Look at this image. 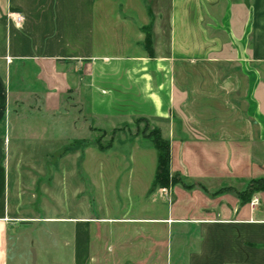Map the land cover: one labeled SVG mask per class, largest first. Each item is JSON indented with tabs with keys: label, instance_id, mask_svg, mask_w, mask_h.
Wrapping results in <instances>:
<instances>
[{
	"label": "crops",
	"instance_id": "1",
	"mask_svg": "<svg viewBox=\"0 0 264 264\" xmlns=\"http://www.w3.org/2000/svg\"><path fill=\"white\" fill-rule=\"evenodd\" d=\"M135 120L143 129L117 142L131 144L119 153L127 195L141 189L146 208L127 196L114 216H32L37 174L62 185L64 143L93 139L97 121L115 133ZM152 130L182 184L149 193ZM258 179L264 0H168L166 23L144 0H0V264L18 248L37 264L32 223L70 225L66 249L56 232V264L65 253L69 264H264V192L239 196Z\"/></svg>",
	"mask_w": 264,
	"mask_h": 264
},
{
	"label": "rangeland",
	"instance_id": "2",
	"mask_svg": "<svg viewBox=\"0 0 264 264\" xmlns=\"http://www.w3.org/2000/svg\"><path fill=\"white\" fill-rule=\"evenodd\" d=\"M148 10L152 13L154 19L161 23H166L168 12V0H144ZM71 112V111H69ZM77 112V111H74ZM77 114V113H76ZM81 118V116H80ZM97 121L96 133L93 139L89 141H81L78 143H64V175L62 185L59 183L60 175L55 174H37L41 178L37 188H33L32 195L38 199V204L32 207L33 215L36 217H55V216H77L80 214H91L96 217L118 215L122 205L127 202L126 174L123 169L126 160L120 156V152L127 151L131 148L130 143L123 145L117 142V138H121V134L135 133L136 130L140 132L143 129L144 123L135 120L126 125V127L119 128L115 133H111L108 127H103ZM128 129V130H127ZM122 132V133H121ZM149 140V139H148ZM146 144L152 142L144 141ZM151 142V143H150ZM113 146L112 151L107 153V156L101 154L105 153ZM90 149L94 153L85 155L80 160L72 158L71 153L74 150L83 151ZM117 153H114V152ZM111 153V154H110ZM114 153V154H113ZM48 171L51 172L53 162L57 159L48 158ZM78 164V169L76 163ZM85 169V171H83ZM182 184L181 181L178 183ZM41 185V187H40ZM122 189V191H121ZM81 192L78 199L75 200L73 192ZM130 192V199L133 207L138 211L141 208H146L144 203L146 196H142L141 189L133 188ZM89 203V208L86 209L85 203ZM79 205V207H78ZM125 207V206H124ZM41 208V211H40ZM148 208H151L148 207ZM35 212V213H34ZM32 229H38L41 234L33 232L31 247H35L38 253L37 264H56L53 246L56 244L59 237L56 238V232L62 231L63 242L65 249L67 245L70 246L71 241V227L66 224L62 227L54 223H32ZM61 238V237H60ZM27 240V239H26ZM27 243V242H26ZM24 257L20 259L19 256ZM20 255L19 248L13 252L11 256V264H32V253L30 249H24V253ZM63 260V264H69L70 254L58 255Z\"/></svg>",
	"mask_w": 264,
	"mask_h": 264
},
{
	"label": "trees",
	"instance_id": "3",
	"mask_svg": "<svg viewBox=\"0 0 264 264\" xmlns=\"http://www.w3.org/2000/svg\"><path fill=\"white\" fill-rule=\"evenodd\" d=\"M148 137L151 138L157 154L155 175L152 185L149 189V193H152L158 188H169L171 186H174L181 180L177 175H172L170 172L169 142L162 139L160 133L157 130H152L149 133ZM255 192H264V179L250 181L245 191L239 193V196L241 197L242 202H247Z\"/></svg>",
	"mask_w": 264,
	"mask_h": 264
},
{
	"label": "built area",
	"instance_id": "4",
	"mask_svg": "<svg viewBox=\"0 0 264 264\" xmlns=\"http://www.w3.org/2000/svg\"><path fill=\"white\" fill-rule=\"evenodd\" d=\"M16 24H21L23 22V17L20 14H15L14 18ZM163 192H166V189H162ZM258 200L257 198H254L251 200L250 205L254 207L257 204Z\"/></svg>",
	"mask_w": 264,
	"mask_h": 264
}]
</instances>
